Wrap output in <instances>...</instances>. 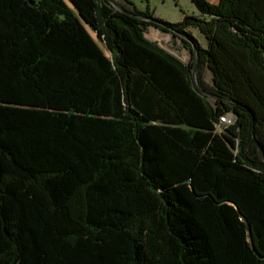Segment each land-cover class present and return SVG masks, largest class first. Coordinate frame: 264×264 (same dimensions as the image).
Listing matches in <instances>:
<instances>
[{"label":"trees","instance_id":"1","mask_svg":"<svg viewBox=\"0 0 264 264\" xmlns=\"http://www.w3.org/2000/svg\"><path fill=\"white\" fill-rule=\"evenodd\" d=\"M67 1L0 0V264H264V0Z\"/></svg>","mask_w":264,"mask_h":264},{"label":"rangeland","instance_id":"2","mask_svg":"<svg viewBox=\"0 0 264 264\" xmlns=\"http://www.w3.org/2000/svg\"><path fill=\"white\" fill-rule=\"evenodd\" d=\"M116 6L119 5L133 7L135 10L148 13L154 18L167 21L169 23L179 22L183 15L198 16V11L191 4L190 0H111ZM219 0H208L209 3L217 4ZM119 4V5H118ZM89 30V29H88ZM191 34L199 41V43L205 47L206 40L204 36L199 32L197 28L188 29ZM92 37L96 39L95 34L89 30ZM145 38L151 42L156 43L161 48L166 50L178 58L183 63H189L191 61V55L188 49L184 48L181 42L171 37V35L161 32L158 29L149 27L145 32ZM101 48L108 55L107 51L100 44ZM205 81L211 85V78L208 71L204 74ZM220 131V128L218 129Z\"/></svg>","mask_w":264,"mask_h":264},{"label":"water","instance_id":"3","mask_svg":"<svg viewBox=\"0 0 264 264\" xmlns=\"http://www.w3.org/2000/svg\"><path fill=\"white\" fill-rule=\"evenodd\" d=\"M66 2H67V4H68L71 8H73V6H72L67 0H66ZM110 2L113 4V6H114L117 10H119V11H121V12H123V13H126V14H130V13L127 12L126 10H124V9L119 8L118 6H116L111 0H110ZM130 15H131V14H130ZM139 18H140V19H143V20H146V21H148V22H151V23H153V24L163 26L159 21H157V20L154 19V18H145V17H139ZM193 51H194V49H193ZM194 52H195V51H194ZM194 62H195V59H194ZM192 78H193V80H194V82H195V86L197 87L198 91L201 92L203 95H207V93H206L205 91H203L200 87H198V85H197V83H196L194 68L192 69Z\"/></svg>","mask_w":264,"mask_h":264},{"label":"built area","instance_id":"4","mask_svg":"<svg viewBox=\"0 0 264 264\" xmlns=\"http://www.w3.org/2000/svg\"><path fill=\"white\" fill-rule=\"evenodd\" d=\"M221 121H224L225 123L230 124L231 123V117H229V116L221 117Z\"/></svg>","mask_w":264,"mask_h":264},{"label":"bare ground","instance_id":"5","mask_svg":"<svg viewBox=\"0 0 264 264\" xmlns=\"http://www.w3.org/2000/svg\"><path fill=\"white\" fill-rule=\"evenodd\" d=\"M220 120H221V119H220ZM221 122H222V123H225L224 121H221ZM221 122H220V123H221ZM225 124H228V123H225ZM218 129H219V128H218Z\"/></svg>","mask_w":264,"mask_h":264}]
</instances>
